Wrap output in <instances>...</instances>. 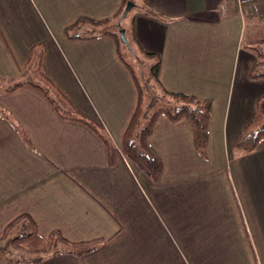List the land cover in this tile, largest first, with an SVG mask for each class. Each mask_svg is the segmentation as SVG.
Here are the masks:
<instances>
[{
  "label": "crops",
  "instance_id": "obj_1",
  "mask_svg": "<svg viewBox=\"0 0 264 264\" xmlns=\"http://www.w3.org/2000/svg\"><path fill=\"white\" fill-rule=\"evenodd\" d=\"M143 1L162 19L132 9L126 18L142 50L160 58V86L213 102L208 160L190 125L165 117L148 141L163 163L158 183L124 157L134 81L112 39L65 35L80 19L113 18L122 0H0V82L43 85L34 62L26 67L41 46L45 77L116 154L109 167L98 136L62 120L32 86L0 93V235L28 215L43 238L104 241L41 264H264V141L250 154L232 149L264 97V79H250L257 57L244 48L264 42V0Z\"/></svg>",
  "mask_w": 264,
  "mask_h": 264
},
{
  "label": "trees",
  "instance_id": "obj_2",
  "mask_svg": "<svg viewBox=\"0 0 264 264\" xmlns=\"http://www.w3.org/2000/svg\"><path fill=\"white\" fill-rule=\"evenodd\" d=\"M128 2L133 3L132 10L135 9L145 16L162 19L143 0H122V8L113 18L102 22L80 19L65 29V35L70 40H92L100 37H109L113 40L118 58L130 73L138 94L137 107L123 136L122 152L126 160L128 159L141 173L153 183H158L163 172V163L148 142L158 118L165 117L172 124L186 121L192 130L193 147L196 153L201 159L207 161L208 124L213 102L210 99H199L192 95L170 93L160 86L158 79L160 58L145 52L139 46L135 38L132 18L128 22V27L121 26L123 20L120 18ZM82 28H89L88 34L81 35L79 31ZM120 30H124L128 46L122 43L119 36ZM244 48L257 57V65L250 73V79L263 80L264 42ZM128 56H132L137 65H143V61H146L149 67L147 74L136 72L135 65L127 60ZM41 59L42 47L35 46L31 50V57L26 67H31L34 62L35 72L43 81V85L19 81L0 89V93H11L23 86H32L47 99L62 120L79 123L95 133L105 146L109 167H113L116 154L111 140L100 128L77 112L45 77ZM60 100L64 102L67 110L61 107ZM0 114L3 113L0 111ZM9 123L20 134L23 142L30 146L25 132L17 128L13 121L10 120ZM263 141L264 97L258 100L254 119L238 135L232 149L241 154H250L256 151ZM103 242V240H93L72 243L58 232L43 238L34 220L28 215H20L12 220L0 235V264H41L61 255H74L81 258L94 251Z\"/></svg>",
  "mask_w": 264,
  "mask_h": 264
},
{
  "label": "rangeland",
  "instance_id": "obj_3",
  "mask_svg": "<svg viewBox=\"0 0 264 264\" xmlns=\"http://www.w3.org/2000/svg\"><path fill=\"white\" fill-rule=\"evenodd\" d=\"M133 4V3H132ZM126 7V6H125ZM132 11H137V10H132ZM129 15H131V12H130V14ZM128 19H129V17H128ZM123 21H122V23H121V26L122 27H126L127 26V24H128V20L126 19V17L124 18V19H122ZM126 38V37H125ZM127 60L128 61H130V62H132L133 63V65H135L134 67H135V70H136V72H139V73H145V74H147V72H148V63L146 62V61H143V65H137L136 63H135V61H134V59L132 58V56H128L127 57ZM135 63V64H134ZM27 71V70H26ZM33 78L34 77H32L31 78V80H30V78H29V81H31V82H33L34 80H33ZM42 84H43V82H42ZM4 87H7L6 85H4L3 83H1L0 82V89H2V88H4ZM59 103H60V105H61V107L62 108H64V109H66L67 110V107L64 105V102L62 103L61 102V100L59 101ZM69 110V109H68ZM127 161L129 162V160L127 159ZM129 164H131V165H133L131 162H129ZM134 166V165H133ZM134 167H136V166H134ZM137 168V167H136ZM140 171V170H139ZM143 174V173H142ZM144 175V174H143ZM149 179V178H148Z\"/></svg>",
  "mask_w": 264,
  "mask_h": 264
},
{
  "label": "water",
  "instance_id": "obj_4",
  "mask_svg": "<svg viewBox=\"0 0 264 264\" xmlns=\"http://www.w3.org/2000/svg\"><path fill=\"white\" fill-rule=\"evenodd\" d=\"M133 6H134V5H133L131 2H128V3L126 4V7H125V9H124V11H123V14L121 15L120 20L124 19V18L127 16V14L131 11V9L133 8ZM119 36H120V39H121L122 43H123L125 46H128L127 40H126V38H125V32H124V30H120V31H119Z\"/></svg>",
  "mask_w": 264,
  "mask_h": 264
}]
</instances>
